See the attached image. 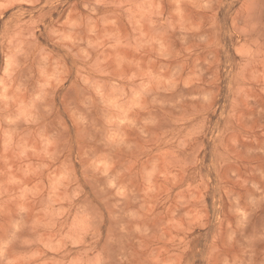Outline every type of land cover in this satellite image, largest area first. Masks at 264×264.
I'll use <instances>...</instances> for the list:
<instances>
[{
    "label": "rangeland",
    "instance_id": "374dc122",
    "mask_svg": "<svg viewBox=\"0 0 264 264\" xmlns=\"http://www.w3.org/2000/svg\"><path fill=\"white\" fill-rule=\"evenodd\" d=\"M0 264H264V0H0Z\"/></svg>",
    "mask_w": 264,
    "mask_h": 264
}]
</instances>
